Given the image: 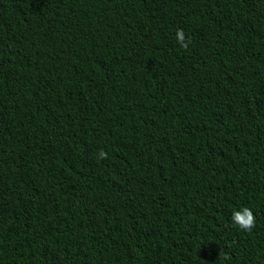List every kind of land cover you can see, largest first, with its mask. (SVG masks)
<instances>
[{"label":"trees","instance_id":"trees-1","mask_svg":"<svg viewBox=\"0 0 264 264\" xmlns=\"http://www.w3.org/2000/svg\"><path fill=\"white\" fill-rule=\"evenodd\" d=\"M0 264H264V0H0Z\"/></svg>","mask_w":264,"mask_h":264},{"label":"clouds","instance_id":"clouds-1","mask_svg":"<svg viewBox=\"0 0 264 264\" xmlns=\"http://www.w3.org/2000/svg\"><path fill=\"white\" fill-rule=\"evenodd\" d=\"M176 40L183 46L184 34L179 29L176 31ZM101 155H103V153H101ZM230 221L234 227L245 232L250 231L255 224L253 212L248 207H241L233 210Z\"/></svg>","mask_w":264,"mask_h":264}]
</instances>
